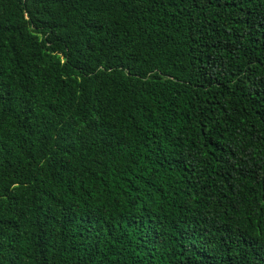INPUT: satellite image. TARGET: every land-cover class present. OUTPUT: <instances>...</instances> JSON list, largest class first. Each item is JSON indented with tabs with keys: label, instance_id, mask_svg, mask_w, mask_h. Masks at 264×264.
<instances>
[{
	"label": "trees",
	"instance_id": "obj_1",
	"mask_svg": "<svg viewBox=\"0 0 264 264\" xmlns=\"http://www.w3.org/2000/svg\"><path fill=\"white\" fill-rule=\"evenodd\" d=\"M0 264H264V0H0Z\"/></svg>",
	"mask_w": 264,
	"mask_h": 264
}]
</instances>
